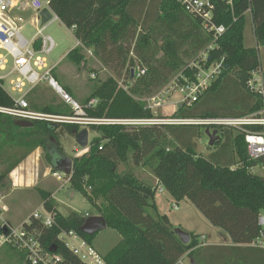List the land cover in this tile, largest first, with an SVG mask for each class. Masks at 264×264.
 <instances>
[{
  "label": "trees",
  "instance_id": "16d2710c",
  "mask_svg": "<svg viewBox=\"0 0 264 264\" xmlns=\"http://www.w3.org/2000/svg\"><path fill=\"white\" fill-rule=\"evenodd\" d=\"M49 6L67 28H73L72 34L81 44L67 53L70 61L84 63L82 50L88 49L115 73L126 70L129 78L126 88L110 76L82 100L81 103L91 98L98 100L87 110L95 118H165L155 117L145 108L144 98L152 96L181 71L192 80L193 72L185 66L212 41V34L204 28L201 19L187 13L177 0H49ZM248 7L255 47L244 44L245 29L250 23L245 14ZM214 20L227 29L215 41L209 59L224 57L225 67L195 102L177 106L169 118L243 116L261 106L258 98L246 92L241 100L244 110L240 113L217 115L203 109H189L206 93L215 91L228 73L245 90L250 71L259 65L257 48L264 46V0H233L232 8L217 0ZM35 45L38 47L39 42ZM136 68L144 69V73L137 75ZM178 83H183V79H178ZM64 88L71 93L68 87ZM12 105V97L0 83V106ZM31 108L53 114L71 112L62 101ZM18 121L0 113V190L9 173L39 147L55 172L56 161L66 156L59 138L64 134L75 137L81 129L75 124L35 120L30 121L31 125H20ZM189 127L202 126H91L103 136L90 141L88 150L81 156L71 158L70 187L86 196L96 207L95 215H101L106 227L120 235V240L103 255L108 264H176L185 254L197 264H264V249L250 245L259 231L257 215L264 209V177L250 171L254 163L247 158L243 134L219 130L214 143L219 146L206 158L196 152ZM172 140L175 143L168 148ZM52 141L54 145L48 147ZM227 147L229 157L225 152ZM129 152L136 165L145 157L148 161L153 159L150 168L157 185L175 203L186 200L195 205L213 226L230 237L233 243L230 249L246 244L262 250L258 252L260 257L258 254L252 257L250 252H214L208 262L204 255L201 262L196 261L195 250L204 246L194 233H189L187 244L182 243L170 227L169 218L158 213L157 185H146L132 173L117 172L118 161H125ZM39 195L43 206L55 212L56 221L51 228L33 223L41 231L44 248L50 250L54 245V252L61 254L66 264H83L56 237L61 229L75 230L92 244L97 232L92 235L82 232L84 218L80 214L62 215L56 211L49 192L40 189ZM18 253L23 264H30L23 253ZM258 258L260 263L254 262Z\"/></svg>",
  "mask_w": 264,
  "mask_h": 264
},
{
  "label": "built area",
  "instance_id": "2783aa9c",
  "mask_svg": "<svg viewBox=\"0 0 264 264\" xmlns=\"http://www.w3.org/2000/svg\"><path fill=\"white\" fill-rule=\"evenodd\" d=\"M177 1L187 13L201 19L204 28L212 34V41L185 66V69L193 72V79L189 80L181 71L172 82L171 91H179L183 95L181 103L191 105L221 74L225 67L224 57L210 61L209 56L215 41L226 31L227 27L223 24H217L214 20L217 0ZM221 2L228 7L232 8L233 6V0H221ZM26 7H30L38 13L36 18L38 23L40 10L47 8L51 13V18L40 29L38 28L30 39L22 35L23 18L15 13V10L22 11ZM245 14L249 17L253 31L254 25L250 7L246 9ZM54 20H59V18L50 8L49 0H0V70H7L6 75L0 76V83L3 86L4 79L13 76L10 84L12 89L20 94L17 98H12V106H0V113L14 117L19 121L38 120L56 124H75L81 129L99 125H123L131 128L153 124L197 125L217 131L230 129L244 136L247 158L254 163L250 167V171L264 177V74L260 63L250 71L245 82L246 92L261 102L259 109L250 114L205 118H166L165 116V118H95L89 116L87 110L93 108L98 100L91 98L86 103L75 100L58 83L53 75L54 67L49 66L47 62L46 55L54 49L56 43L50 35L42 36L41 31ZM72 29L70 30L72 31ZM37 42H39L38 47L35 45ZM80 45V42L77 41L76 46ZM85 50L92 55L91 50ZM136 71L137 75L144 73V69L136 68ZM180 78L183 79V83H178ZM42 83L49 86L60 97L61 101L69 107L70 114L46 113L30 107L26 96L33 88ZM166 87H163L157 94L144 98L145 108L151 110L153 107L166 105L173 101L171 95L164 99V95L170 93ZM88 147L89 140L87 150ZM52 174L57 179H62L58 172H52ZM70 175H65L66 181H69ZM158 191L162 192V188H159ZM177 207V204H173L174 209ZM88 216L86 214V217H82L85 219ZM256 221L259 231L250 245L264 249V209L258 213ZM34 222L39 223L43 228H51L56 225L55 212L47 210L42 203L20 224L11 225L4 217V194L0 192V250L13 248L23 253L25 260L30 264H66L61 254L44 248L41 241V231L33 227ZM56 238L83 264H108L93 244H90L75 230L61 229ZM202 238L204 237L202 236ZM176 264H183L182 257L178 259Z\"/></svg>",
  "mask_w": 264,
  "mask_h": 264
},
{
  "label": "rangeland",
  "instance_id": "374dc122",
  "mask_svg": "<svg viewBox=\"0 0 264 264\" xmlns=\"http://www.w3.org/2000/svg\"><path fill=\"white\" fill-rule=\"evenodd\" d=\"M15 13L23 18V23L21 25L23 27L22 35L25 38H32V36L37 32V29L42 27L41 23H36L33 20V15L35 14L30 7H26L25 10L22 11L15 10ZM41 35H50L54 39L56 46L48 55H46L47 62L49 66L54 67L53 75L55 74L54 76L58 83L63 88L64 86L68 87L71 91L70 95L78 102L81 103L82 100L91 94L95 87H97L102 81L106 80L110 76L117 80V84L119 86L124 88L128 86L129 78L125 69L121 70L119 73H115V71L112 69L103 66L97 58L90 55V53L85 49L82 50L86 57L84 63L76 64L70 61L66 55L71 49L76 47L77 40L73 36L72 31L67 28L60 20H54L47 24L42 29ZM244 44L251 47L256 46L255 37L252 35L250 23L246 27ZM257 49L258 60L262 66L264 74V46H258ZM6 74L7 70H0V76ZM174 77L175 76H173L168 83L163 85L153 94H157L163 87L167 86V91H170V93H166L164 95V99L170 95L173 97V101L170 104L160 105L151 109L155 117H171V115L177 109V106H179L181 103V97L183 95L179 91H171ZM12 78L13 76L6 77L3 81V87L12 98H17L20 94L12 89L10 84ZM245 94L246 91L242 89L236 82L235 76L232 73H228L224 77L223 82L215 91L206 93L189 109L191 111L203 109L212 113H216L217 115L240 113L244 110L241 100ZM26 100L31 107L32 105L42 106L44 104H58L61 102L60 97L50 89H46L43 92V95L37 100H33L29 95L26 96ZM87 128L89 142L95 137L103 136L99 132L93 130L91 127ZM189 128V130H191V139L194 143L193 145L196 147V152L206 158H210V154L215 152L219 144H214L212 146L208 145V136L205 134V127ZM218 135L220 134L218 133ZM59 142L63 147L64 154L69 158H73L75 156L79 157L87 150V148L80 147L75 142V138L69 134L62 135L59 138ZM173 143L175 142L172 140V142L167 144V147L171 148ZM47 145L48 147L54 145L53 141ZM39 148L40 159L43 167L41 168L39 174L40 180L38 181L37 185L34 188H29V190L23 187H17L14 188V190L8 189L3 193L6 194L5 202L11 206L9 213H7L8 217L14 221L9 223L11 225H17V221L28 217L31 212L40 206L39 204H41L42 200L39 195L40 189L49 193H53V205L62 215L68 216L78 213L81 216L86 217V214H97L96 207L88 201L87 197L70 187L69 181H66L65 175L61 170L55 168V172H58L62 179L59 180L53 176L52 168L46 163L44 159V150L41 147ZM225 152L227 157L231 156L230 148L227 147ZM151 163H153V159L148 161L147 157H145L143 160H141L140 165H136L131 159V153L129 152L125 161H118L117 172L120 174L132 173L142 183L154 186V176L150 168ZM259 173L262 174V172ZM159 188H162V192L158 191ZM155 203L157 205L156 207L158 213L162 215L165 214L169 218L170 227L173 230L175 228H179L188 233H194L198 236L199 242L202 241L200 237L203 234L207 235V239H205V241L209 242L211 241L210 235L212 234L213 230H221L220 228H215L216 226H213L201 213V211L189 201L181 200L178 203H175L172 197H170L167 191L160 184L157 185ZM173 204L178 205L177 209L173 208ZM223 233L224 238L222 239L224 241V239L226 240L227 235L225 232ZM119 240L120 235L115 230L106 227L100 229L97 232L92 244L100 254H104L110 250ZM213 250L214 249L212 246L205 245L204 247H200L199 249L195 250L194 257L196 261L201 262V256L204 255V259L208 262V258L210 259V255L214 253L212 252ZM190 259L191 258L186 254L183 255V264H191Z\"/></svg>",
  "mask_w": 264,
  "mask_h": 264
},
{
  "label": "crops",
  "instance_id": "0c3cea01",
  "mask_svg": "<svg viewBox=\"0 0 264 264\" xmlns=\"http://www.w3.org/2000/svg\"><path fill=\"white\" fill-rule=\"evenodd\" d=\"M35 15H33V20L36 22V18L38 17V13L33 11ZM38 23V22H36ZM40 23V20H39ZM251 25V24H250ZM252 30V29H251ZM246 31V29H245ZM253 35V31H252ZM46 89H50L53 91L49 86H47L45 83H42L35 88H33L27 96H31L33 100L39 99L43 92ZM172 102V101H171ZM169 102L168 104H170ZM31 107V106H30ZM74 137V136H73ZM75 138V137H74ZM40 148L35 149L33 152H31L23 161H21L8 175L4 187L0 190V192L3 194L8 189L14 190V188L17 187H23L25 189L34 188L38 181L40 180V171L42 166L41 159H40ZM154 184L157 185V179L154 177ZM154 185V186H155ZM51 194V199H53V193ZM6 194H4V217L8 222H14L10 217H8L9 211H10V204L5 202ZM42 204V200H41ZM40 205V204H39ZM157 206V205H156ZM55 207V206H54ZM56 209V207H55ZM57 211V209H56ZM30 215V214H29ZM28 215V216H29ZM90 216V215H89ZM26 218V217H25ZM25 218L17 221V224H20ZM218 228V227H215ZM224 231L222 230H213L211 236V241H205L207 239V235H202L204 238H201V245H209L213 247L212 252H250L252 257H255L258 252H262V250L252 248L248 245H239V249H230V247L233 245L230 237L227 235L226 240L224 238ZM105 254V253H104ZM104 254H101L102 256ZM260 257V255L258 256ZM255 259V258H254ZM23 259L21 258V254L18 252H9L8 248H2L0 250V264H22ZM253 260V259H252ZM259 258L257 260H254L256 263L258 262Z\"/></svg>",
  "mask_w": 264,
  "mask_h": 264
},
{
  "label": "water",
  "instance_id": "95a60500",
  "mask_svg": "<svg viewBox=\"0 0 264 264\" xmlns=\"http://www.w3.org/2000/svg\"><path fill=\"white\" fill-rule=\"evenodd\" d=\"M40 23L41 25L45 24L50 18L51 13L47 8H43L39 11ZM182 106V103L179 104V107ZM20 125H31L30 121H18ZM205 134L208 136V145H214L215 141L218 140L219 135L216 129L210 130L205 128ZM75 142L82 148L88 146V129L82 128L75 136ZM56 165L59 170H61L65 175L71 174L72 171V160L71 158L64 156L56 161ZM106 228V221L101 215H90L84 219L83 224L80 227V230L88 235H92L98 232L100 229ZM173 232L178 236L179 240L187 244L190 239V234L186 231H183L179 228H175ZM51 251L56 249V246H50ZM191 264H197L194 259H190Z\"/></svg>",
  "mask_w": 264,
  "mask_h": 264
}]
</instances>
